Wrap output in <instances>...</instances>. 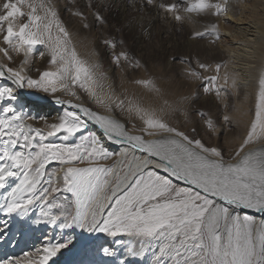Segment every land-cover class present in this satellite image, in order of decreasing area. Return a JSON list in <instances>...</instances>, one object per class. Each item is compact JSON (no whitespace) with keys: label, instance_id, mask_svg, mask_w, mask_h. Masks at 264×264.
Masks as SVG:
<instances>
[{"label":"snow or ice","instance_id":"obj_1","mask_svg":"<svg viewBox=\"0 0 264 264\" xmlns=\"http://www.w3.org/2000/svg\"><path fill=\"white\" fill-rule=\"evenodd\" d=\"M161 7L176 14L174 4ZM3 11L0 32L5 33L4 43L26 56L35 46L46 45L55 70H44L33 78L0 66V78L19 89L49 94L56 103L74 109L52 122L29 115L27 119L44 120L43 128H33L21 123L25 117L11 103L17 98L15 88L0 90V103H7L0 119V189L10 188L8 202L0 205L5 216L16 214L26 219L40 203L48 209L43 216L53 225L59 221L62 228L138 239L140 249L128 251L139 260L151 252L156 264H252L254 245L244 224L253 218L242 213L245 209L264 213V149L245 152V148L264 140V76L242 142L226 158L222 146L204 140L197 128L192 129L197 135L173 128L154 110L142 107L141 100L117 95L101 64L78 55L69 28L49 0H5ZM75 15L82 17L83 13ZM21 18L26 22H19ZM96 19L103 22L101 16ZM105 43L116 47L113 41ZM3 52L12 59L9 48ZM122 59L130 67L139 66L127 53L112 56L117 66ZM199 67L208 66L201 63ZM221 67L216 65L217 73ZM186 74L190 79H203L191 68ZM218 79L217 75L207 78L204 92H211V84ZM222 79L225 85L231 81L232 88L237 87L233 74L226 73ZM135 83L145 86L154 81ZM61 91L75 101L57 96ZM215 95L221 96L220 88ZM82 98L102 108L103 114L81 103ZM133 116L137 123L132 122ZM202 119L206 129L215 131L211 120ZM223 120L230 122L231 117L225 115ZM90 124L100 129L102 136L86 131ZM160 129L170 136L159 141L146 139ZM109 144L123 146L122 160L116 161ZM109 160L113 162L107 163ZM53 165L58 167L50 170ZM73 207L75 214L70 211ZM53 210L58 211L53 214ZM7 225L5 220L0 233ZM71 244L70 239L49 241L35 255L8 257L0 264H55L53 258ZM101 251L106 257L116 255L110 247Z\"/></svg>","mask_w":264,"mask_h":264},{"label":"bare ground","instance_id":"obj_2","mask_svg":"<svg viewBox=\"0 0 264 264\" xmlns=\"http://www.w3.org/2000/svg\"><path fill=\"white\" fill-rule=\"evenodd\" d=\"M134 1L138 2L140 10L143 9L147 12V16L138 13L136 18H128V5H133L132 9L138 8V6H134ZM186 1L192 0H183L185 3ZM80 2V5H72V9L77 12L76 10H82L85 5L91 7L94 14L89 15V21H86L89 27L99 24L96 17L101 16L103 17V22L100 23L104 24L108 30L113 28L115 25L113 23L116 20L121 22V26L124 29L127 27L125 30H127L128 35V32H133L130 36L135 43L132 46L131 55L137 57L139 69L135 72L133 68V70L123 68V71L119 72L117 65L109 57L110 51L106 45L91 41L89 37L90 31L83 33L81 30L69 28L71 22L63 19L64 13L68 10L66 3L64 1L54 2L49 0V3L55 5L57 10L60 11L61 19L69 28L72 34V46L76 48L78 55L82 59L101 64L102 70L110 77V82L117 95L121 98L127 97V99L134 102L141 100L142 107L154 110L161 120L173 128L180 129L191 135H197V133L192 132L193 128H197L198 134L204 140L213 144L218 143L222 146L226 158L228 154H232L239 147L252 119L261 89V78L264 76V0H211L208 5L205 4L206 0H196L188 3L191 8L182 11L180 10L181 2L177 3V0H169L167 3L164 0H154L152 4H149L146 0H102L100 4H85L87 1L84 2V0ZM145 4L148 6L145 7ZM161 4L176 5V14L173 15L165 11ZM111 5L119 12L116 19L108 15L111 11ZM217 12L219 14H216ZM150 15L153 16L152 19L154 18V20L145 21L146 17L148 19L151 18ZM177 16L181 19H177ZM176 21L177 23L181 22V25L183 24L184 31L179 37H175L173 33L171 37L168 36L165 39L167 34L161 28V24L166 25L168 30H170L175 29L177 26ZM230 22L234 23L235 26H226ZM78 24L82 25L81 21ZM214 27L215 30H213ZM198 32L204 33V35L197 37L195 33ZM221 34L230 35L233 42L229 43V45H223L220 39ZM171 47H174L173 49L177 48L182 55L172 54L169 50ZM155 48H158L162 59L151 56ZM201 63L208 67L205 69L200 68L199 65ZM217 64L222 65L219 73L215 70ZM0 66L7 68L1 62ZM189 68L204 74L203 79H190L186 74V69ZM49 70H55L54 66H50ZM226 73H231L237 78L236 88H232L231 81L226 85L224 84L222 77ZM213 75H217L221 79L211 84L214 92L208 93L202 99L204 106H217L218 101H220V106L232 105L237 107V113L230 121L234 135L231 133L224 145L216 137L210 138L207 135L208 129L197 120V115L190 113L188 116V112L196 109L193 105L195 100L204 92L201 91V94L196 93V95L194 93L193 97H191L192 95L190 96L191 98H188L190 94H187L200 85L207 84V78ZM150 79L154 81L152 85L140 86L135 83L137 80L148 81ZM3 87L15 88L17 98L11 103L18 111L23 109L22 116L25 119L21 123L31 125L33 128H43L44 120L27 119L29 115L32 117H44L49 122H52L64 116L65 113L74 111V109L56 103L49 94L41 93L38 90V92H35L33 91L34 89H19L12 81L0 78V90ZM217 88L221 90L220 97L215 95ZM184 89L185 92L183 91ZM196 91L199 92L198 89ZM56 95L75 101V98L63 91L58 92ZM183 100L188 101L184 102ZM80 102L92 106L94 110L103 114V109L98 105L92 104L85 99H81ZM124 119L127 120L128 117L124 116ZM132 122L137 123L134 116L132 117ZM85 130H91L94 134L102 136L100 129L94 125L90 124ZM133 131L135 132L136 129L134 128ZM227 131L229 132L226 129L225 133ZM169 136L170 133L160 129L156 130L153 135L147 136L146 139L159 141ZM57 142L61 141L58 140ZM109 148L116 154L115 159L117 162L123 159L120 156V153L124 151L123 146L109 144ZM249 148L259 152L264 149V140L250 144L248 148H245V152ZM112 162V160L107 161L109 164ZM8 191H10V188L0 189V205L8 202ZM47 210L46 206L37 203L28 217L22 219L16 214L7 217L3 210L0 209V227H3L5 220L8 221L6 231L0 233L1 258L17 257V255L22 253L23 256L18 257L22 259L25 253L35 255L36 250L44 247L49 241L57 242L70 239L72 244L69 248L62 250L60 254L53 258L55 264H156L155 261H152L153 258L151 259L152 262L149 263L132 257L131 253L130 258L126 260L118 253L114 257H106L102 254V248L109 246L115 252L117 250L107 244L106 240L104 241L102 237L104 234H90L79 228H62L59 221L53 225L49 222V218L42 214L43 211ZM56 211L58 210H53V214ZM242 214L250 215L253 218L250 222L244 224V228L250 233L251 242L254 245V255L250 257L252 264H257V262L264 264V251L261 250V237L264 236V213L245 209ZM231 229L232 223L229 222L228 230L231 231ZM14 232L19 233L17 236L19 240L16 241V244L12 247L13 249L10 250L7 245L9 240L13 238ZM2 237H4L3 240L7 241L5 247H1ZM129 239H125L128 247L132 250H137L135 249V244ZM92 244L97 248L96 259L87 258L91 257L90 249ZM14 250H18L16 256H14ZM50 264H52L51 261Z\"/></svg>","mask_w":264,"mask_h":264},{"label":"rangeland","instance_id":"obj_3","mask_svg":"<svg viewBox=\"0 0 264 264\" xmlns=\"http://www.w3.org/2000/svg\"><path fill=\"white\" fill-rule=\"evenodd\" d=\"M52 1H54V2H62V1H64V3H66V5L68 7V10L64 13L63 19L68 21V22L69 21L71 22V25H69V28H71L73 30H81V32L83 31V33H85L86 31H90V36L89 37H90L91 41H95L98 44L106 45L108 47L109 51H110V54H109L110 58H112V56L114 54H118V53L124 52V53L128 54V57H129L130 60H134V61L138 60L135 55L134 56L131 55L132 46L135 43V42H133L131 40V36H130V34L133 33V32H128L129 33V35H128L127 34V30H125L127 27L124 29L123 26H121V22L120 21L117 22L115 20V22L113 23V25L114 24L115 25L113 26V28L111 30H108L106 28V26L104 24L100 23V22H99V24H97L96 26H93V27H89V26L88 27H84L85 24L88 25V22L86 23V21H89V19H88L89 17L88 16L94 14V12L91 9V7H88L87 5H85V7H83L82 10H76V11H81L83 13V16L80 17L78 15H75L76 12L73 11L72 5H75V6L80 5V3H81L80 1L81 0H57V1L56 0H52ZM85 1H87V2H85ZM115 1H119V0H115ZM164 1L167 3V1H169V0H164ZM194 1H196V0L186 1V3H185V2H183V0H177V3L181 2L180 10L182 11V10H186L188 8H191L188 3L189 2H194ZM84 2H85V4L86 3H90V4L97 3V4H100L102 2V0H84ZM210 2H211V0H206L205 4L208 5ZM137 3H138L137 1L133 2L135 7L138 6ZM4 5H5V0H0V15H4L5 14V12L3 11ZM147 6L148 5L145 4V7H147ZM132 7H133V5H130V4L127 7L128 18H130V19L136 18V16H138V13L139 14H143L144 16H147V14H146L147 12L144 11L143 9L140 10L139 6L136 9H132ZM69 9H72V10H69ZM9 10H11V7L9 8ZM110 10L111 11L108 13V15L110 17H112L113 19H116L118 14H119L118 10L112 5H111ZM25 11H27V9H25ZM150 17L151 18H149V19L146 17L145 21H153L154 20V18L152 19V17H153L152 15H150ZM80 21H81L82 25L78 24ZM161 21H163V20H161ZM19 22H26V21L23 18H21V20ZM176 23H177V21H176ZM180 25H181V22L177 23V26L175 27V29L168 30V27L166 25H162L161 24V28L164 29L166 31V34H167V35H165V39H167L168 36L171 37V35H173V33L175 34V37H179L180 34L184 31V27L182 26L183 24L181 26ZM227 25H231L229 27H234L235 26V24L231 23V22L226 24V26ZM130 26H133V25H130ZM4 34H5L4 32H0V62L1 63H4L7 67H11L14 70L21 71L22 74H25L27 76H31L33 78H37L42 73V71L49 70V67L52 66L51 63H50L49 50H48L46 45H37V46H35V48L33 49V52L26 56L23 51L17 52L15 49H12L10 46L6 45L4 43V39H3ZM221 35L222 36H221L220 39H221L223 45H229V43L233 42V39H232V37L230 35H223V34H221ZM105 41H113V42H115L116 43L115 49H113L112 47L107 45L105 43ZM6 47L9 48V55L12 57V59H9L8 57H6L4 55L3 49L6 48ZM173 48L174 47L169 48V50H170V52L172 54H176V55H179V56L182 55L177 48L176 49H173ZM41 54H43V55H41ZM151 56L155 57L157 59H162V57H161V55H160V53L158 51V48L154 49V51L151 53ZM117 67H118V71L120 70L119 72L123 71V68L127 69V70L133 68L135 72H137L138 69H139V66L138 67H130L129 63L124 61L123 59L121 60L120 65L117 66ZM201 74L202 73H200V75ZM201 76L203 77L204 74H202ZM205 86H207V84L200 85L198 88L193 89V91L191 90V92H189L187 94V95L190 94L188 96V98L193 97L194 95H196V93L197 94H201V91L204 92V87ZM197 89L199 90V92L196 91ZM30 90H33V89H30ZM33 91L38 92L35 89ZM183 91L185 92V89ZM39 92H41V91H39ZM211 92H214V90L212 89ZM41 93H44V92H41ZM208 93H210V92H204L202 95L198 96L199 98L196 99L194 104H193L196 107V109L188 112V116H189L190 113H193V114L197 115V120L201 124H203L204 126L206 124V120L202 119V117L207 118V120H211L213 122V125L215 126V131H213L211 129H208L207 130V135L210 138L216 137L217 140H219V142L224 145V142L227 141L226 139L228 138V136L231 135V133L234 135V133L231 130L232 129L231 123L230 122H225L223 120V117L225 115H227V116L231 117V120H232V117L235 116V114L237 113V107L236 106H232V105L220 106L221 105L220 101H218V105L217 106H208V105L204 106V104H203L204 101H202V99ZM44 94H46V93H44ZM45 101H47V100H45ZM183 101L187 102L188 100H183ZM45 105H48V104H45ZM6 106H7L6 102L5 103H0V119L4 118L5 114L3 113L2 109L4 107H6ZM19 112L21 113V115H23V109L19 110ZM232 123H233V121H232ZM226 125H228V126L226 127ZM226 129H228L229 132L227 131V133H225ZM2 143L3 142L0 141V147L3 146ZM52 167H58V165L50 166V170L52 169ZM57 195H59V194H57ZM70 211L73 214H75V208L74 207L71 208ZM18 235H19L18 232H14L13 238L9 240L7 246L10 248V250L13 249L12 247H13L14 244H16V241L19 240L17 238ZM102 237H103L104 241L106 240L107 244H110V246L113 247V249L116 248L115 249V250H117L116 253L121 254L123 259L126 260V259L130 258V252H128V249H131V248L128 247L127 241L125 240V239L130 238V237L120 236V237L112 238V237H108L106 235H103ZM3 239H4V237H2V239H1V242H2V246L1 247H5L6 244H7V241L3 240ZM129 240H131L132 243L135 244V249H137V250L140 249L141 243H140V241L138 239L130 238ZM153 248H155V245H153ZM96 249H97L96 246H94L92 244L91 249H90V252H91L90 256L91 257H87V258H91V259L95 258L96 259V257H97L96 256ZM1 250L2 249L0 248V251ZM17 252H18V250H14V256H16ZM22 256H23L22 253H20L19 255H17V258L18 257H22ZM5 258H8V257H3V258L0 257V261H2ZM151 259H152V254H151V252H149L146 255L144 260L146 262L151 263L153 261V259H152V261H151Z\"/></svg>","mask_w":264,"mask_h":264}]
</instances>
